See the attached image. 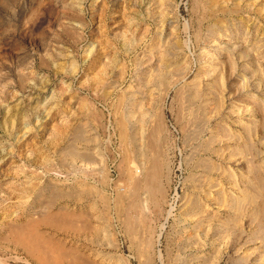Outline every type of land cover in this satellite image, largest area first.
I'll use <instances>...</instances> for the list:
<instances>
[{
    "label": "rangeland",
    "instance_id": "obj_1",
    "mask_svg": "<svg viewBox=\"0 0 264 264\" xmlns=\"http://www.w3.org/2000/svg\"><path fill=\"white\" fill-rule=\"evenodd\" d=\"M0 264H264V0H0Z\"/></svg>",
    "mask_w": 264,
    "mask_h": 264
},
{
    "label": "bare ground",
    "instance_id": "obj_2",
    "mask_svg": "<svg viewBox=\"0 0 264 264\" xmlns=\"http://www.w3.org/2000/svg\"><path fill=\"white\" fill-rule=\"evenodd\" d=\"M164 83H165V82H164ZM141 105H142V104H141ZM143 113H145V112H143ZM131 114H132V113H131ZM139 121H140V120H139ZM140 122H141V121H140ZM152 132H153V131H152ZM153 141H154V140H153ZM147 144H148V143H147ZM155 148H156V147H155ZM145 151H146V150H145ZM127 153H128V152H127ZM138 153H139V152H138ZM79 154H80V153H79ZM155 158H156V157H155ZM153 160H155V159L153 158ZM157 160L159 161V159H157ZM158 161H157V162H158ZM154 162H156V161H154ZM159 162H160V161H159ZM159 162H158V164H160L159 166L162 167V166H161V163H159ZM151 163H152V164L149 163V164H150L149 167H151V165L153 166V161H152ZM158 164H154V168H151L152 170L154 169V171L156 170V173H155V172L152 173V172L150 171V172H151L150 174L146 175V174L148 173V172H147V173H145V176H143L144 178L147 177V178H146V179H147V183H146V184H143V185H147V186H148L149 189H146V190H150V193H151V197H152V198H153V195H154L153 192H155V191H153V190H154V187H155V186L153 185V182H155V179L157 178V177H156V176H157L156 174H159V173L157 172V170H158V169H157ZM147 167H148V166H147ZM145 169H146V168H145ZM145 169H144V170H145ZM151 169H150V170H151ZM147 170H148V169H147ZM159 170H160V171H159ZM159 170H158L159 172H162V171H161V170H162L161 168H160ZM136 172H137V171H136ZM145 172H146V170H145ZM131 174H133V173H131ZM127 175H128V174H127ZM133 175H134V174H133ZM143 175H144V174H143ZM159 175H161V174H159ZM203 175H204V174H203ZM131 177H132V176H131ZM159 177H160V176H159ZM159 177L157 178V180L159 179L158 182H160V178H161V177H160V178H159ZM134 178H135V177H134ZM144 178H143V181L145 180L144 182H146V179H144ZM130 180H131V179H130ZM139 180H140V179H139ZM209 180H210V178H209ZM143 181H142V183H144ZM140 182H141V181H140ZM158 182H157V183H158ZM136 184H137V183H136ZM196 185H197V184H196ZM136 186H137V185H136ZM138 186H139V185H138ZM162 186H163V185H162ZM94 188H95V187H94ZM138 188H139V187H138ZM158 188H159V187H156V189H158ZM123 189H124V188H123ZM161 189H162V188H161ZM161 189H160V191H162ZM134 190H136V189H134ZM158 191H159V189H158ZM160 191H159V192H160ZM137 192H138V191H137ZM147 192H149V191H147ZM129 193H130V192H129ZM134 193H135V192H134ZM129 195H130V194H129ZM134 195H135V194H134ZM149 195H150V194H149ZM135 196H136V195H135ZM154 196H155V195H154ZM162 196H163V195H162ZM210 196H211V195H210ZM218 196H219V195H218ZM22 197H23V196H22ZM156 197H157V196H156ZM234 197H235V196H234ZM135 198H136V197H135ZM138 198H139V197H138ZM159 198H160V197H159ZM244 198H245V197H244ZM247 198H248V197H247ZM19 199H20V198H19ZM131 199H132V198H131ZM235 199H236V201L234 200V201H235L234 203H237V206L235 207V205H234V204H233V205H234V207L236 208V209L234 208L235 211H236L237 208L240 209V207L243 206V204L240 205V204H241V203H240V202H241V201H240V200H241L240 197H235ZM242 199H243V198H242ZM129 200H130V198H129ZM132 200H133V199H132ZM132 200H131V201H132ZM139 200H140V199H139ZM155 200H156V198H155ZM155 200H154V201H155ZM158 200H159V199H158ZM223 200H224V199H223ZM243 200H244V199H243ZM133 201H134V200H133ZM201 201H202V200H201ZM219 202H220V201H219ZM223 202H224V201H223ZM134 203H135V201H134ZM130 204H131V202H130ZM193 204H194V203H193ZM221 204H222V202L220 203V205H221ZM127 205H128V204H127ZM131 205H132V204H131ZM133 205H134V204H133ZM135 205H136V204H135ZM203 205H204V204H203ZM222 205H223V204H222ZM233 205H232V207H233ZM129 206H130V205H129ZM216 206H217V205H216ZM239 206H240V207H239ZM222 207H224V206H222ZM118 208H119V207H118ZM132 208H133V207H132ZM145 208H146V207H145ZM172 208H173V206H172ZM197 208H198V207H197ZM199 208H200V207H199ZM259 208H260V207H259ZM117 210H118V209H117ZM240 211H241V210H240ZM240 211H239V213H240ZM170 212H171V211H170ZM170 212H169V213H170ZM211 212H212V211H211ZM217 212H218V211H217ZM85 213H86V212H85ZM129 214H130V213H129ZM194 214H195V213H194ZM209 214H210V213H209ZM199 215H200V214H199ZM203 215H204V214H203ZM72 216H73V215H72ZM182 216H183V214H182ZM196 216H197V215H196ZM201 216H202V215H201ZM238 216H239V214H238ZM96 217H97V216H96ZM136 218H137V217H136ZM183 218H184V217H183ZM183 218H182V219H183ZM130 219H131V218H130ZM130 219H129V220H130ZM190 219H191V218H190ZM127 220H128V219H127ZM130 221H131V220H130ZM209 221H210V219H209ZM237 221H238V220H237ZM237 221H236V222H237ZM127 222H128V221H127ZM193 224H195V222H194ZM199 224H200V223H199ZM186 225H188V224H186ZM104 226H105V225H104ZM130 226H131V225H130ZM207 226H208V225H207ZM207 226H206V227H207ZM132 227H133V225H132ZM199 227H200V226H199ZM100 228H101V227H100ZM100 228H99V229H100ZM142 228H143V227H142ZM133 229H134V228H133ZM184 229H185V228H184ZM184 229H183V230H184ZM96 230H97V229H96ZM207 230H208V229H207ZM196 232H197V231H196ZM204 233H205V232H204ZM206 233H207V232H206ZM193 235H194V233H193ZM195 235H196V237H198L197 234H195ZM202 235H203V234H202ZM198 238H199V237H198ZM205 239H206V238H205ZM225 239H226V238H225ZM185 240H187V239H185ZM199 240H201V239L199 238ZM179 241H180V240H179ZM204 241H205V240H204ZM201 242H202V240H201ZM201 242H200V243H201ZM140 243H141V242H140ZM184 243H185V242H184ZM204 244H205V243H204ZM187 245H188V244H187ZM220 245H221V244H220ZM190 246H191V245H190ZM214 249H215V248H214ZM140 253H141V252H140ZM205 263H206V262H205Z\"/></svg>",
    "mask_w": 264,
    "mask_h": 264
}]
</instances>
